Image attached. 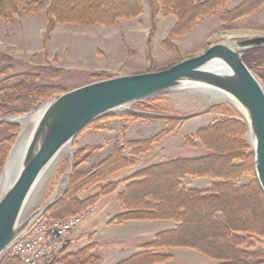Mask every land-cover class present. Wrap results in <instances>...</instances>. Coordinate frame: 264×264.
<instances>
[{
  "label": "rangeland",
  "instance_id": "1",
  "mask_svg": "<svg viewBox=\"0 0 264 264\" xmlns=\"http://www.w3.org/2000/svg\"><path fill=\"white\" fill-rule=\"evenodd\" d=\"M41 1L46 6L50 2V0ZM242 1L244 0H226L222 6L199 16L188 29L180 27L177 30L173 29L176 18L172 14L158 13L151 18L147 2H143L141 13L137 16L119 17L109 26L63 23L55 24L50 31H46L47 21L44 14L13 16L9 22L0 20V87L7 86L13 81L11 77L17 74L37 72L40 73V78L36 82L38 85H44L42 95L38 97L14 94L7 105L9 111L0 116L25 115L36 110L55 94L99 78L102 80L117 75L166 68L183 58L197 55L208 42L224 40L222 36L216 37L228 30L264 31V0H256L257 4L237 16L232 13L226 14ZM252 72L264 86V69L260 68L258 73ZM227 115L237 116L243 122L244 141L253 156L246 120L233 106L211 100L207 94L189 90L167 92L135 101L127 107L94 120L77 134L68 149L63 151L47 170L24 210L23 218L36 205L44 207L39 215L46 216L49 209L45 210L46 206L50 207L59 199L63 201L65 191L67 192L72 186L71 178L74 172H93L112 150L131 141H141L155 135L161 136L149 150L138 154L135 163L138 161L139 165L147 162V158L159 160L163 157H195L205 154L207 150L196 139V131L215 120L225 119ZM19 132V124L0 122V152H4L0 160V175ZM129 152L127 145L125 154L128 155ZM140 157L142 159L139 161ZM135 163L126 166L128 170L133 168ZM112 175L110 174L109 177ZM98 176L99 173L95 174L74 194V197L82 200L105 190L111 179L92 184V180ZM249 179V175H244L239 183H245ZM110 194L111 192L97 195L94 204L86 210L89 212L88 221L72 235L71 242L57 258L65 256L61 261L68 260L69 253L81 249L90 239L92 242L93 239L98 242L97 246L93 242L94 251L100 256L98 264H115V260L119 261L136 252L135 240L126 247L121 246L111 250L107 246L102 248L105 235L100 239L93 236L90 230L85 229L95 219L98 210L95 206L99 200L104 201V197ZM92 216L93 218H90ZM253 239L254 250L264 251V237ZM9 246L0 257V263L19 264L7 254L10 250ZM164 251H167L171 257L163 264L218 263L217 260L190 248H170L163 250L162 253ZM118 255L124 257L119 258Z\"/></svg>",
  "mask_w": 264,
  "mask_h": 264
},
{
  "label": "trees",
  "instance_id": "2",
  "mask_svg": "<svg viewBox=\"0 0 264 264\" xmlns=\"http://www.w3.org/2000/svg\"><path fill=\"white\" fill-rule=\"evenodd\" d=\"M143 2L149 5L151 18L158 13L174 15L173 29L177 30L180 27L188 29L199 16L222 6L226 0H50L47 6L41 0H0V20L9 22L13 16L44 14L46 31L63 23L109 26L119 17L140 14ZM257 2L244 0L226 14L237 16ZM242 59L258 73L260 68L264 69V47L244 53ZM39 75V72L17 74L7 86L0 87V114L9 111L7 105L14 94L41 96L44 85L36 82ZM244 134L241 119L227 115L196 131V139L207 150L205 154L166 159L139 169L125 179V187L117 194L121 211L109 219V224L161 220L171 221L175 227L156 233L136 252L115 264H163L171 255L162 251L177 247L193 249L217 260V264H264V251L253 248V238L264 237V196L254 178L253 156L248 151ZM160 137L131 141L112 150L93 172H74L72 186L65 191L63 201L59 199L51 205L46 217L63 219L82 213L94 204L97 195L115 191L117 182L111 181L98 194L82 200L74 197L95 174L99 176L92 184L108 181L110 174L134 164L138 154L149 150ZM127 145L128 155L125 154ZM3 155L4 152H0V160ZM244 175H249L250 179L239 183ZM188 176L214 181L205 189L187 188L182 179ZM94 249L90 239L84 247L69 253L68 260L61 261L65 256L57 258V255L45 264H98L100 256ZM12 258L20 264L16 257Z\"/></svg>",
  "mask_w": 264,
  "mask_h": 264
},
{
  "label": "water",
  "instance_id": "3",
  "mask_svg": "<svg viewBox=\"0 0 264 264\" xmlns=\"http://www.w3.org/2000/svg\"><path fill=\"white\" fill-rule=\"evenodd\" d=\"M242 36L230 37L233 39L228 43L208 42L199 55L164 69L96 80L43 102L24 145L17 146V136L0 175L1 181L8 170L0 186V257L25 225L20 218L38 180L83 128L135 101L167 92H207L233 99L241 106L244 113L228 102L247 122L254 178L264 196V86L242 59L244 53L264 46V35ZM22 116H0V122L18 124L17 118ZM17 147L16 161L9 167V157Z\"/></svg>",
  "mask_w": 264,
  "mask_h": 264
},
{
  "label": "crops",
  "instance_id": "4",
  "mask_svg": "<svg viewBox=\"0 0 264 264\" xmlns=\"http://www.w3.org/2000/svg\"><path fill=\"white\" fill-rule=\"evenodd\" d=\"M178 158V157H177ZM142 158H139V161ZM170 159L167 157L159 158V160H152L151 158H147L142 165H139L140 162H136L134 167L129 169L126 167L123 170H120L114 173L111 177V181L117 182V188L110 195L104 197L99 200L97 205L95 206L97 210V214L94 217L95 219L89 223L85 229L90 230L93 233V236L99 237L100 239L104 238L105 242L102 248L108 247L111 250L116 249L117 247H126L127 244H130L131 241L135 240V248L137 251L143 243L151 240L153 236L164 230H169L175 227V223L171 221H126L121 224H109L108 220L111 219L112 216L119 213L121 211V207L117 202V194L125 187L126 182L125 179L133 174L135 171L147 167L151 164H157L162 162L163 160ZM173 159V158H171ZM214 180L206 177L195 178V177H185L182 179V184L187 188H195V189H205L210 186V184ZM90 218H93L90 217ZM89 221V222H90ZM102 235V237H101ZM111 241V243H110ZM95 245H98V242L93 239ZM102 244V243H100ZM119 258L124 256H117ZM127 257V256H126ZM118 259V258H115ZM117 262V260H115ZM114 263V261H113Z\"/></svg>",
  "mask_w": 264,
  "mask_h": 264
},
{
  "label": "built area",
  "instance_id": "5",
  "mask_svg": "<svg viewBox=\"0 0 264 264\" xmlns=\"http://www.w3.org/2000/svg\"><path fill=\"white\" fill-rule=\"evenodd\" d=\"M43 208L36 205L30 210L22 220L24 227L11 242L10 250L8 248L7 254L16 257L21 264L49 262L71 242L72 235L88 221V211L63 219H51L39 215Z\"/></svg>",
  "mask_w": 264,
  "mask_h": 264
},
{
  "label": "bare ground",
  "instance_id": "6",
  "mask_svg": "<svg viewBox=\"0 0 264 264\" xmlns=\"http://www.w3.org/2000/svg\"><path fill=\"white\" fill-rule=\"evenodd\" d=\"M263 32L264 31H254V30H228V31H225L224 33H222L221 35H217L216 38L222 36V37L225 38L223 41H226L228 43L230 37H235V36H238V35H244L243 38H250V37H255V35L256 36L257 35L258 36H260V35L263 36V34H264ZM218 42H220V41H218ZM200 53H198L197 55H199ZM194 56H196V55H194ZM190 57H192V56H190ZM186 58H188V57H186ZM183 59H185V58H183ZM162 69H164V68H162ZM133 74H135V73H133ZM124 75H129V74H124ZM117 76H120V75H117ZM182 91H188V90H182ZM192 92H196V93H200V94H207L208 96H210L211 100L213 99V100H217L219 102H224V103L231 102L232 105H235L237 109L242 111L241 106L236 101H234L233 99L226 98V97H221V96H217V95H213V94H210V93H207V92H200V91H192ZM40 106L35 111H31L30 113H27L24 116H22L20 118H17L18 124L20 126V132H19V135H18V138H17V146L20 147V146L24 145V143H25V141H26V139H27V137H28V135L30 133L31 127L33 126V124H35L36 120L39 118V116H40V114L42 112L43 106H41V107ZM242 113H244V111H242ZM17 150H18V147L15 150L13 149V152L11 153V155L9 157V160H8L9 167L10 166L12 167L14 165L15 161H16L17 153H18ZM7 172H8V170L5 169L4 170V174H2V178H1V181H0V184H1L0 186L1 187L3 186V184H4L5 180H6ZM44 175H45V173L42 174V176L38 180L39 183H40V181H42L41 179L44 177ZM35 191H36V189H35ZM34 192H33V194H34ZM33 194H32V196H33ZM23 214H22V216L20 218V222H23L22 221L23 220Z\"/></svg>",
  "mask_w": 264,
  "mask_h": 264
}]
</instances>
